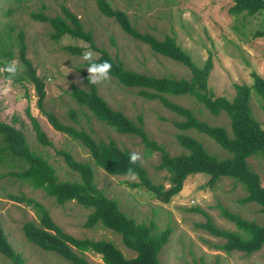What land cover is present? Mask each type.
Returning a JSON list of instances; mask_svg holds the SVG:
<instances>
[{
	"label": "rangeland",
	"instance_id": "374dc122",
	"mask_svg": "<svg viewBox=\"0 0 264 264\" xmlns=\"http://www.w3.org/2000/svg\"><path fill=\"white\" fill-rule=\"evenodd\" d=\"M97 0H0V87L7 85L11 91L0 95V121L19 129L26 138L31 151L41 155L55 170L60 181L80 182L77 173L68 169L58 152L69 153L74 160L90 163L97 188L109 199L117 201L120 210L136 223L149 225L154 222L157 231L171 229L168 243L159 255L160 264H264V245L256 253H226L221 250L225 243L207 231L197 228L209 218L223 230L239 232L235 225L222 217L219 206L242 219L264 225V213L255 203L241 205L239 200L246 196L244 187L233 179L222 177L213 187L207 182L209 176H189L181 192L169 204H162L144 188L132 189L127 176H111L95 166L88 150L78 141L56 132L46 117L37 108L34 85L29 79L27 68L19 59V34L23 36L25 56L36 68L37 75L44 80L46 97L44 110L53 113L65 126L82 130L96 142L114 141L122 150L138 152L140 165L147 171L153 184L168 186V175L156 169L160 162L159 152H150L139 137L119 134L98 121L85 107L71 98V87L86 89L87 61L81 55L66 51L67 46L85 48L76 39L65 36L59 42L50 38L53 30L49 24L32 19L31 14L43 13L53 18L63 17L62 8L69 10L81 23L83 30L90 32L99 49H103L125 69L154 76L171 77L189 81L190 70L182 64L155 54L149 46L127 36L118 24L100 14ZM112 9L126 13L132 26L141 34H148L157 40L173 37L176 44L185 51L197 68H202L208 58L212 71L208 88L215 97L232 99L235 86L253 85L252 73L264 79V10L249 17L245 14L232 15L229 8L232 0H106ZM83 51V52H84ZM97 54L94 53V59ZM15 61L19 71L14 80L8 81L3 71L6 64ZM79 81V83L77 82ZM99 95L109 107L120 111L136 122L143 119V130L150 141L162 146L170 156L185 155L177 135H185L200 142L206 151L225 159L230 154L208 136L195 130L180 131L174 122L183 121L175 113L164 108L158 100H146L138 95V89L119 85L112 77L96 85ZM170 102L192 111L200 121L210 126L226 129L232 138L230 119L225 113L211 115L194 97L189 95H164ZM251 115L264 129L262 99L252 91L249 99ZM35 118L52 146H42L36 139L31 121L26 114ZM0 138V147H1ZM14 160L5 157L0 160V222L5 235L16 254L24 264H71L59 255L45 251L29 243L22 231L26 222L39 223L33 210L26 204L17 203L11 197H26L42 204L54 223L63 232L77 239L112 242L127 259L136 253L125 248L118 234L101 224L87 229L84 224L92 209L84 208L75 200L58 205L41 189L18 179L14 173L20 171ZM248 166L260 177L264 186V159L251 156ZM90 263L103 264L94 253H85ZM0 264H12L0 254Z\"/></svg>",
	"mask_w": 264,
	"mask_h": 264
},
{
	"label": "trees",
	"instance_id": "16d2710c",
	"mask_svg": "<svg viewBox=\"0 0 264 264\" xmlns=\"http://www.w3.org/2000/svg\"><path fill=\"white\" fill-rule=\"evenodd\" d=\"M96 2L102 16L114 20L127 36L149 46L153 53L187 67L191 72V79L187 81L171 77L157 78L125 69L121 62L96 46L92 34L84 31L78 18L66 8H62L63 17L50 18L43 13H34L31 17L35 21L50 25L53 30L50 38L55 42H59L65 36L83 42L86 50L90 49L97 54L96 62L109 61L112 64L110 77L119 85L128 89H138V95L146 100L160 101L164 108L183 118V121L174 122L176 129L180 131L192 129L208 136L227 151L230 157L218 159L209 154L196 139L185 135H177L176 140L188 153L170 156L162 146L148 139L143 130L142 117L139 116L134 122L120 111L111 109L99 95L96 85L88 83L87 77L84 78L86 89L72 86L71 98L79 106L85 107L98 121L119 134L139 137L150 152L160 153V162L156 169L167 173L169 187L153 184L148 178L147 171L139 162L136 165L129 164L130 151L120 149L114 141L96 142L86 132L63 125L53 113L44 110L46 97L44 80L37 75L36 68L26 59L23 36L19 34V59L27 68L29 79L34 85L37 108L46 117L50 126L56 132L80 142L88 150L93 164L111 176H126V169L133 167L138 176L136 182H128V186L132 189H146L155 200L162 204H169L171 199L181 192L189 176L205 174L209 176L207 182L209 187H213L222 177L239 182L246 191V196L240 199L239 203L241 205L255 203L260 207L261 213H264V186L261 185L259 175L247 164V159L251 156H260L264 159V129L253 118L249 107L250 94L254 91L262 99L264 112V79L252 73L251 87L235 86L236 94L232 99L215 97L208 88V79L212 71L210 58L206 60L202 68H197L190 56L176 44L173 37L166 36L163 40H157L151 35L141 34L132 26L126 13L112 9L106 0ZM232 2L233 5L229 8V13L232 15L245 14L252 17L264 10V0H232ZM65 50L73 55H81L85 48L67 46ZM164 95H189L194 97L197 103L211 115L218 116L225 113L230 119L232 138L228 136L225 128L210 126L198 120L191 110L170 102ZM26 114L39 144L52 146L38 121L30 115L28 108ZM0 138L2 141L0 160L5 157L12 158L14 160L12 167H16L17 164L20 167V171L13 175L31 184L35 189H41L48 197L54 198L58 205L75 200L78 205L92 209L84 227L90 229L101 224L104 228L120 235L125 248L136 253V256L131 259L125 258L122 252L109 241L72 237L54 223L49 211L39 202L24 196L11 197L13 201L29 206L39 219L37 224L26 222L22 225L23 234L29 243L45 251L53 252L71 264H95L82 256L89 252L99 256L103 264H160L159 255L169 241L171 229L157 231L154 222L146 225L128 218L120 210L117 201L109 199L97 188L90 163L76 161L67 152H58L68 169L80 177V182L60 181L55 170L44 158L31 151L24 134L19 129L0 121ZM219 209L222 217L233 223L239 232L220 229L209 218L205 223L197 224V228L224 239L222 251L251 255L263 247L264 225L260 226L255 222L242 219L221 206ZM0 254L12 264L25 263L22 256L16 254L9 243L1 222Z\"/></svg>",
	"mask_w": 264,
	"mask_h": 264
},
{
	"label": "clouds",
	"instance_id": "9594fccd",
	"mask_svg": "<svg viewBox=\"0 0 264 264\" xmlns=\"http://www.w3.org/2000/svg\"><path fill=\"white\" fill-rule=\"evenodd\" d=\"M81 59L88 62L87 73H88V83L91 85H101L110 80V73L112 71V64L109 61L96 62L94 59V53L92 50H86L82 53ZM3 71L8 73V81L14 80L19 71V65L13 61L5 65ZM79 83V81H77ZM11 89L5 85L0 87V95L7 96ZM142 156L138 152H132L129 155V164L136 165ZM126 176L130 180L137 179V172L133 167H128L126 169Z\"/></svg>",
	"mask_w": 264,
	"mask_h": 264
}]
</instances>
